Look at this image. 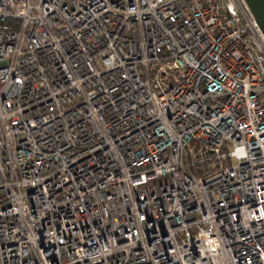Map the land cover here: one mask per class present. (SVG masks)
Wrapping results in <instances>:
<instances>
[{"label": "built area", "instance_id": "2783aa9c", "mask_svg": "<svg viewBox=\"0 0 264 264\" xmlns=\"http://www.w3.org/2000/svg\"><path fill=\"white\" fill-rule=\"evenodd\" d=\"M0 264H264L245 0H0Z\"/></svg>", "mask_w": 264, "mask_h": 264}, {"label": "water", "instance_id": "95a60500", "mask_svg": "<svg viewBox=\"0 0 264 264\" xmlns=\"http://www.w3.org/2000/svg\"><path fill=\"white\" fill-rule=\"evenodd\" d=\"M264 34V0H245Z\"/></svg>", "mask_w": 264, "mask_h": 264}]
</instances>
